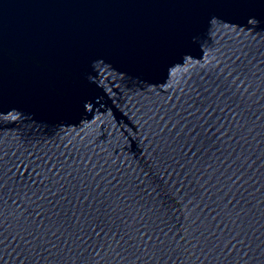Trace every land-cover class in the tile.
<instances>
[{"label": "water", "instance_id": "water-1", "mask_svg": "<svg viewBox=\"0 0 264 264\" xmlns=\"http://www.w3.org/2000/svg\"><path fill=\"white\" fill-rule=\"evenodd\" d=\"M0 264H264V0H0Z\"/></svg>", "mask_w": 264, "mask_h": 264}]
</instances>
